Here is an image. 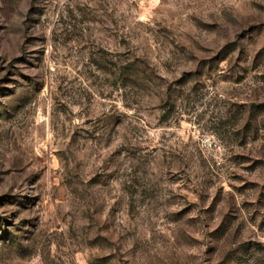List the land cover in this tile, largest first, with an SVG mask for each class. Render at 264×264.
I'll return each mask as SVG.
<instances>
[{
  "label": "rangeland",
  "instance_id": "obj_1",
  "mask_svg": "<svg viewBox=\"0 0 264 264\" xmlns=\"http://www.w3.org/2000/svg\"><path fill=\"white\" fill-rule=\"evenodd\" d=\"M0 264H264V0H0Z\"/></svg>",
  "mask_w": 264,
  "mask_h": 264
}]
</instances>
